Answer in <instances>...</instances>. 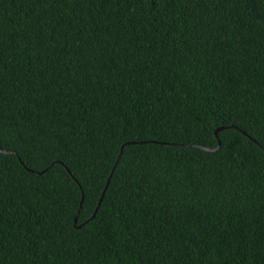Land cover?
<instances>
[{"label":"trees","instance_id":"trees-1","mask_svg":"<svg viewBox=\"0 0 264 264\" xmlns=\"http://www.w3.org/2000/svg\"><path fill=\"white\" fill-rule=\"evenodd\" d=\"M0 264H264V0H0Z\"/></svg>","mask_w":264,"mask_h":264},{"label":"water","instance_id":"water-1","mask_svg":"<svg viewBox=\"0 0 264 264\" xmlns=\"http://www.w3.org/2000/svg\"><path fill=\"white\" fill-rule=\"evenodd\" d=\"M222 127H223V126L218 127V128L216 129V133H218L217 131H218L220 128H222ZM208 148H209V149H212V148H210V147H208ZM109 180H110V178L108 179V182H109ZM108 182H107V185H108ZM104 192H105V189H104V191H103V194H104ZM103 194H102V196H101V198H100V201H99V203H98V205H97V208L99 207V205H100V203H101V201H102ZM81 206H82V201H81L80 208H79L78 212L76 213L75 221L78 220V216H79V212H80Z\"/></svg>","mask_w":264,"mask_h":264}]
</instances>
